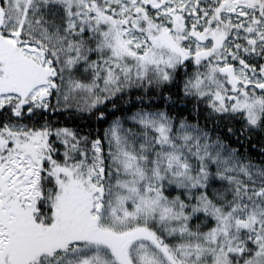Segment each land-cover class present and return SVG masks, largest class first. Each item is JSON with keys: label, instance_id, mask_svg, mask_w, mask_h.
<instances>
[{"label": "snow or ice", "instance_id": "1", "mask_svg": "<svg viewBox=\"0 0 264 264\" xmlns=\"http://www.w3.org/2000/svg\"><path fill=\"white\" fill-rule=\"evenodd\" d=\"M0 264H264V0H0Z\"/></svg>", "mask_w": 264, "mask_h": 264}]
</instances>
